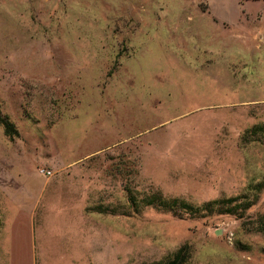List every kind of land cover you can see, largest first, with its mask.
<instances>
[{
    "label": "rangeland",
    "instance_id": "rangeland-1",
    "mask_svg": "<svg viewBox=\"0 0 264 264\" xmlns=\"http://www.w3.org/2000/svg\"><path fill=\"white\" fill-rule=\"evenodd\" d=\"M262 2L0 0V264H264Z\"/></svg>",
    "mask_w": 264,
    "mask_h": 264
},
{
    "label": "trees",
    "instance_id": "trees-1",
    "mask_svg": "<svg viewBox=\"0 0 264 264\" xmlns=\"http://www.w3.org/2000/svg\"><path fill=\"white\" fill-rule=\"evenodd\" d=\"M0 126L3 128L4 133L8 138H14L17 136L18 133H17L14 125L7 118H4L1 115V113H0ZM160 199L161 198L156 197V195H155V196L151 197L150 199H148V201H146L147 202L146 205H148V206H155L156 205L157 208L163 207V208H168L169 210H171V208L176 207L179 204V202L177 200H172L171 203H169V202H166V201H163ZM222 202H225L227 204H231L233 202V200L229 199V200L222 201ZM220 203L221 202H219V201L218 202L215 201L212 203H208L207 206H213V205H217ZM181 206L186 208V210L190 208L184 203H181ZM230 212H233V211L231 210ZM263 230H264V226H263ZM188 256H189L188 247L184 246V247L180 248L175 253V255L173 256V258L170 261H168L166 263H160V264H185L187 259H188Z\"/></svg>",
    "mask_w": 264,
    "mask_h": 264
},
{
    "label": "built area",
    "instance_id": "built-area-1",
    "mask_svg": "<svg viewBox=\"0 0 264 264\" xmlns=\"http://www.w3.org/2000/svg\"><path fill=\"white\" fill-rule=\"evenodd\" d=\"M39 174L43 177H46V178H49L52 176V173L49 171V170H46V169H40L38 170Z\"/></svg>",
    "mask_w": 264,
    "mask_h": 264
},
{
    "label": "crops",
    "instance_id": "crops-1",
    "mask_svg": "<svg viewBox=\"0 0 264 264\" xmlns=\"http://www.w3.org/2000/svg\"><path fill=\"white\" fill-rule=\"evenodd\" d=\"M262 3H264V2H262ZM243 7H244V5H243ZM262 13V12H261ZM263 14V13H262ZM263 23V25H264V22H262Z\"/></svg>",
    "mask_w": 264,
    "mask_h": 264
}]
</instances>
